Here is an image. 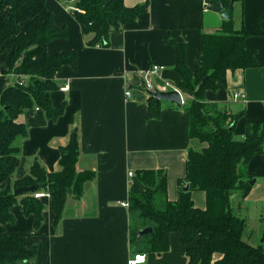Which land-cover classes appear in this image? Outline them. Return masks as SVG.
I'll return each mask as SVG.
<instances>
[{
    "label": "crops",
    "instance_id": "crops-1",
    "mask_svg": "<svg viewBox=\"0 0 264 264\" xmlns=\"http://www.w3.org/2000/svg\"><path fill=\"white\" fill-rule=\"evenodd\" d=\"M124 1L128 7L148 3L149 9L122 30L112 32L109 47L88 45L91 37L81 32L71 14L75 4L69 0H48L40 15L43 21L52 16L58 27L69 32L66 39L45 45L46 54L74 51L77 64L63 67L55 76L59 89L52 93V107L66 106L60 117L48 119L42 109L36 108L26 110L16 120L27 127V134L14 143L21 162L14 179L28 175L35 161L49 173L60 172V149L70 143L74 130L79 135L78 172H93L95 178L84 185L81 200H75L69 192L58 227L53 224L51 198H43L44 221L40 229H35L33 216L24 214L21 198L14 205V219L6 225V234L25 237L28 247L38 245L33 264H129L135 255L143 254L131 248L129 207L125 205L132 191H141L137 172L165 171L168 199L176 202L179 182L186 177L189 150L202 151L207 147L190 137V117L183 106L163 102L159 115H150V95L142 88L150 81L156 90L170 91L166 83L175 86L179 81L174 72L176 50L171 41L187 44L188 66L195 72L201 59L203 35L221 31L224 20L211 7L206 8L208 0ZM233 12L237 30L252 32L261 27L264 31V0H244L243 8L235 6ZM5 18L6 14L0 15V28ZM245 41L248 49L256 51L259 67L229 72L227 88L206 95L209 102L218 103L230 113H244L245 118L235 128L237 139L244 138L247 121H264V37H248ZM10 47L9 42L7 52L0 56V99L10 86L30 80L8 72ZM157 66L164 70L157 75L145 74ZM66 85L69 89L63 91ZM128 90L132 92L129 99ZM237 91L245 94L244 101H234ZM183 96L187 99L185 104L193 98L189 92ZM247 174L251 178L250 191L240 203L239 214L246 221L251 211L261 218L251 235L262 238L264 153L252 158ZM4 187L1 185L0 190ZM192 199L197 208L206 209V193L192 191ZM171 235L170 251L162 256L148 253L142 264H185L182 235Z\"/></svg>",
    "mask_w": 264,
    "mask_h": 264
},
{
    "label": "trees",
    "instance_id": "trees-1",
    "mask_svg": "<svg viewBox=\"0 0 264 264\" xmlns=\"http://www.w3.org/2000/svg\"><path fill=\"white\" fill-rule=\"evenodd\" d=\"M48 0H0V15L6 14L0 28V56L11 43L7 64L8 72L16 77L30 78L17 82L4 90L0 99V264H33L38 257V245L27 246L23 236L6 234V225L14 219L12 208L20 203L26 216L34 217L35 229L44 221V199L33 193L47 191L51 195V210L55 227L63 217L69 192L75 200L84 196V185L93 181L95 173L78 172L80 156L79 135L74 130L70 143L61 148L59 165L62 170L49 173L35 161L28 175L17 180L14 174L20 168V152L15 146L18 138L25 137L27 127L18 123V117L28 109H42L47 118L56 120L66 106L52 107V93L59 89L56 74L66 66L75 67L76 53L46 54L44 46L54 40L66 39L69 32L58 27L52 16L40 19ZM71 1V0H69ZM214 1L208 0L212 5ZM240 9L244 0H222ZM82 13L71 10L85 37H91L89 46L109 47V38L126 24L147 13L149 4L128 7L124 0H75ZM264 37L256 31L237 30L233 17L223 21L222 30L204 34L198 69L188 66L187 44L171 41L176 53L174 72L180 77L176 83L182 93L193 98L184 105L190 117L189 132L192 139L205 143L202 151L190 149L187 156L185 178L179 182L180 195L176 202L168 199V177L163 170L138 171L141 191H132L128 199L131 248L143 254L162 256L171 248V234L180 233L186 247L185 264H264V245H250L243 240L247 221L239 214L241 202L250 191L251 178L247 167L253 157L264 153V121H247L244 138L235 137L237 124L244 113H230L218 103L206 99L208 92L217 93L227 88V75L237 70L259 67L256 51L246 47V38ZM150 115L158 116L163 102L148 100ZM189 185L188 192L183 189ZM35 186L27 195H15L18 188ZM206 193V209L194 205L192 191ZM153 232L139 238L141 230Z\"/></svg>",
    "mask_w": 264,
    "mask_h": 264
},
{
    "label": "water",
    "instance_id": "water-1",
    "mask_svg": "<svg viewBox=\"0 0 264 264\" xmlns=\"http://www.w3.org/2000/svg\"><path fill=\"white\" fill-rule=\"evenodd\" d=\"M235 7L234 4H230V6L227 8L222 0H217L214 1V3L211 6V11L214 13H219L221 18L224 21H229V19L232 18L233 11ZM150 96L157 102H166V103H171V104H176L178 107H182L184 105L182 95L179 91L173 90V91H155L150 93ZM254 181H252L251 184H253ZM36 187H28V188H18L14 191L15 195H27L29 192L35 191ZM190 189V186L187 185L183 191L188 192ZM153 229L152 228H147L144 230L139 231L138 236L139 238H142L144 235H147L148 233H152ZM264 232V231H263ZM261 244L264 245V234L261 239Z\"/></svg>",
    "mask_w": 264,
    "mask_h": 264
},
{
    "label": "built area",
    "instance_id": "built-area-1",
    "mask_svg": "<svg viewBox=\"0 0 264 264\" xmlns=\"http://www.w3.org/2000/svg\"><path fill=\"white\" fill-rule=\"evenodd\" d=\"M71 3H74L75 4V0H71L70 1ZM212 6V5H211ZM208 3L206 4V8L208 9V7H211ZM71 10L73 11H77L78 13H82L79 9L76 8V6L74 5V7L71 8ZM164 70L163 67L161 66H157V67H153L151 68L150 70H148L147 72H145V74L147 75H157V73L159 71H162ZM166 87L167 88H170L171 90L170 91H173V90H177L181 93L182 95V91L177 88L176 86H174L173 84H170V83H166ZM69 89V86L66 85L62 88L63 91H67ZM144 90H146V92L150 95V93L152 92H155V91H158L156 90L153 85L151 84L150 81H147L146 83H144L143 85V88ZM132 95V92L131 90H128L126 92V98L129 99V97ZM233 97H234V101H244L245 99V94L241 91H237V92H234L233 94ZM183 98V97H182ZM133 176V173L131 172L129 174V177L131 178ZM33 196L38 199V200H42L43 198H51V195H49V193L45 190L43 191H38V192H35L33 193ZM126 206H128L129 204H125ZM146 258H147V255L146 254H137L134 256V258L129 262V264H142V263H145L146 261Z\"/></svg>",
    "mask_w": 264,
    "mask_h": 264
},
{
    "label": "rangeland",
    "instance_id": "rangeland-1",
    "mask_svg": "<svg viewBox=\"0 0 264 264\" xmlns=\"http://www.w3.org/2000/svg\"><path fill=\"white\" fill-rule=\"evenodd\" d=\"M183 99H184L183 102L187 101L186 96H185V98L183 96ZM247 217H248L247 228L244 232L245 234H244L243 240L250 245L252 244L254 246H259L261 244L262 238L261 237L257 238V236L251 235V230L252 231L257 230V227H258L257 222H259L261 218H259L258 216L256 217L254 211L253 212L251 211Z\"/></svg>",
    "mask_w": 264,
    "mask_h": 264
}]
</instances>
